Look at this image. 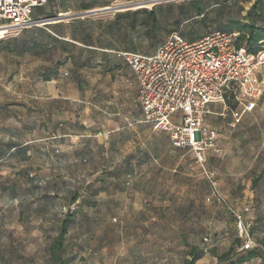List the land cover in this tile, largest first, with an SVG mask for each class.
<instances>
[{"label": "crops", "instance_id": "crops-1", "mask_svg": "<svg viewBox=\"0 0 264 264\" xmlns=\"http://www.w3.org/2000/svg\"><path fill=\"white\" fill-rule=\"evenodd\" d=\"M64 40L91 49L71 37ZM97 51V60L87 61L90 56L85 52L79 65L70 61L52 80L42 81L43 95L32 91L31 103L24 109L32 115L33 129L27 130L24 137L17 136L18 143L26 147L35 177H41L42 167L35 163L41 158L54 184L82 179L93 189L102 187L95 197L99 202L112 203L113 216L119 222L112 227L101 226L105 235L98 238L95 248L100 262L183 264L191 248L202 249L198 218L203 219V214L197 207V172L206 179L189 150L172 148L165 134L145 123L140 105L136 108L138 86L125 62L106 50ZM84 62L88 64L81 65ZM218 110L224 111V107L211 105L205 119V125L216 132L209 117L224 116ZM227 112L233 129L257 119L264 124V112L258 113L257 104L251 113L239 107ZM236 112L238 117H233ZM106 122L115 127L107 129ZM218 150L219 155L208 153L207 167L210 158L221 155ZM127 173L134 176L131 187L125 186ZM261 174L264 183V172ZM229 180L236 191L235 180ZM237 195L233 193L231 198ZM209 196L208 188L203 201L214 206L207 202ZM241 198L243 204H247L245 200L257 202L259 206L254 210L258 217L264 216V194L260 197L246 192ZM90 226L81 230L84 246L91 245L87 238ZM205 256L195 264L207 263ZM237 260L228 263L264 264L261 257L243 263Z\"/></svg>", "mask_w": 264, "mask_h": 264}, {"label": "rangeland", "instance_id": "rangeland-1", "mask_svg": "<svg viewBox=\"0 0 264 264\" xmlns=\"http://www.w3.org/2000/svg\"><path fill=\"white\" fill-rule=\"evenodd\" d=\"M91 1L93 0H55L51 6H46L51 16L47 19H61V21L52 24H60L62 26L61 32L66 34L75 31L77 22H80V20L99 22L101 25H106L114 19L116 14L127 12L103 11L115 5L113 0H94L99 6L103 4L108 6L90 11L80 10L81 5L88 4ZM190 1H166L159 2L154 6H165L169 3L180 5ZM151 8L129 11L150 10ZM215 10H219V8H213L212 12L209 11L207 15L214 16ZM90 12L97 13L83 18H72ZM228 12H231L230 15L235 16L234 10ZM60 15L65 17L61 18ZM45 20L46 18H43L42 22H45ZM198 20L184 21L181 30L189 32L191 30L190 24L198 22ZM45 26L44 23H40L30 28L13 30L3 39V42L14 40L6 44L11 47L17 44L31 43L35 49H38L39 55L0 51V144L12 141L11 138L14 142H18L17 136L24 137L27 129H33L32 115L30 112L25 111L24 105L31 103L33 90L36 95H38V91L41 95L45 92L41 74L53 71L58 67L57 64L63 62L64 54L61 46L54 45L53 42L49 41L45 34H48L50 30ZM36 30L42 33H38ZM135 42L146 49L145 41L136 40ZM2 47L0 46V48ZM68 66L67 62L61 68ZM260 80L263 86V94L256 103L258 113L264 112V76ZM136 108L140 109L138 103ZM217 113H222L224 116L213 115L209 117V121L212 122L220 135L218 147L222 153L219 157L209 159L207 170L214 174L221 193L232 202H243L244 200L242 201L241 197L246 192L252 196L262 197L264 194V183L261 178L263 177L261 173L264 172L263 122L259 119L257 121L252 120L242 128L235 127L233 129L229 127L231 123L229 113L220 110ZM105 124L107 129L115 127L114 124L109 122ZM1 151L4 152L3 148ZM39 160L35 162L37 166L42 167L40 177L42 183L38 187H35L30 181L32 176H27L28 162L7 160L5 158L0 160V264H48L47 242L57 234L59 222L62 219L59 207L72 206L71 196L68 192H71L72 196L79 197L78 202H81L82 198H89L94 195L95 189L91 188L82 179L66 180L63 181V184L52 183L49 172L43 167L41 158ZM30 173L34 175L33 170ZM196 175L198 176L197 188L200 196L197 200V207L199 212L203 214V219L198 218V220L201 223L199 226L201 248L206 249L204 259L207 263L205 264L236 262L237 258L246 254V251L240 250L244 240L237 237L235 223L231 216L218 206L204 203L203 197L208 192L209 184L206 183L199 172ZM230 176L237 184L236 191L231 188ZM237 192L238 195L231 198V195ZM245 201L248 205L242 203L243 206L250 207L246 219L250 225V237L255 245L253 248L259 249L260 257L264 259V216H257V210H254L259 206L257 202ZM262 203L264 204V201ZM77 204L75 203V205ZM82 212L83 217L81 218L80 214ZM76 216L78 217L77 221L72 227L77 226V228L72 229L73 232L68 235L67 241H71V253L80 256V258L72 264H108L109 259L106 260L107 262H100L97 259L95 248L98 238L105 235L101 226L104 224L112 227L118 223L112 213V203L97 201V207L95 209L89 207L88 210L80 207ZM81 220L85 223L81 224ZM87 220L91 225L87 236L91 245L83 247L81 230L87 224ZM168 220L176 221L175 218H169ZM203 238L209 239L208 245H205ZM236 238L240 240L239 247L234 246ZM84 249L87 250V253H84ZM88 250H91V252H88Z\"/></svg>", "mask_w": 264, "mask_h": 264}, {"label": "built area", "instance_id": "built-area-1", "mask_svg": "<svg viewBox=\"0 0 264 264\" xmlns=\"http://www.w3.org/2000/svg\"><path fill=\"white\" fill-rule=\"evenodd\" d=\"M105 11H129L153 7L174 0H113ZM47 0H0V41L13 30L37 26L33 9ZM236 34L214 31L202 39L188 42L172 34L153 55L120 52L138 86L137 101L144 121L154 131L165 133L170 145L188 149L209 184L207 202L220 206L235 223L237 237L244 240L241 251L255 245L246 216L250 208L229 201L220 191L214 174L207 170V155H218L217 132L205 125L210 106L221 104L224 111L235 103L251 113L263 94L259 74L264 75V43L251 53L234 44ZM233 117H238L234 113ZM207 242V240H205Z\"/></svg>", "mask_w": 264, "mask_h": 264}, {"label": "trees", "instance_id": "trees-1", "mask_svg": "<svg viewBox=\"0 0 264 264\" xmlns=\"http://www.w3.org/2000/svg\"><path fill=\"white\" fill-rule=\"evenodd\" d=\"M54 1L55 0H47L43 6L33 9L31 12L32 19L43 20V18L47 19V17H51L46 6H51ZM106 6L108 5L103 4L99 6L97 2L93 0L88 4L81 5L80 10L90 11L95 8H103ZM213 8H219V10H215L214 16L210 17L207 13L209 11L212 12ZM231 10L235 11V16L230 15L231 12L228 11ZM197 19H199L198 22L190 24L191 30H189V32H183L181 30V25L184 21H195ZM77 23L75 27L77 29L66 34L61 32L62 26H60V24H46L45 27L50 30L48 34H45L46 37L49 41L53 42L54 45L57 44L61 46L64 59L63 62L57 64L58 67L53 71L42 73V81L48 82L52 80L64 63L71 61L74 65H79L80 58L85 52L90 56L87 61L96 58L100 54L97 50H106L111 52L114 56H117L120 52L153 55L174 33L188 42L200 40L214 31L232 33L237 35L234 42L237 48L242 47L251 53H256L260 49L259 43H264V0H191L188 3H182L180 5L169 3L165 6H154L150 10L143 9L135 12H121L116 14L114 19L106 25H101L99 22L84 20H80V22ZM36 31L38 33L41 32L39 30ZM67 36L71 37V40L76 43L91 49L82 47L77 48L78 46L64 40ZM105 40L107 42H104ZM136 40L145 41L147 45L146 49H143L140 44H136ZM13 41L14 40H7L3 42V40H1L0 46L3 47L0 48V51H6L8 53L17 52L20 54L34 53L36 56L39 55L38 49H35L31 43L17 44L12 47L6 45ZM85 64L88 63L84 62L81 65ZM236 107L235 103H229L228 105V109L230 110ZM11 140L12 141L5 142V144H0V160L1 158H5L7 160L11 159L13 161L28 162L27 165H29V167L28 170H26L27 176H32L30 181L35 187L40 186L42 179L30 173L32 171V162L30 161L31 157L26 154V147H21L18 142H14L13 138H11ZM2 148L4 152L1 151ZM125 176V186L131 187L134 179L133 174L127 173ZM101 188L102 187H99L97 190L95 189L94 195L91 197L82 198L81 202H78L79 197L72 196V193L68 192L71 196L72 206L59 207V213L62 219L59 222L57 234L53 239L47 242L46 254L48 264H72L76 259L80 258V256L71 253V241L68 242L67 237L73 232L72 229L77 228V226H72L77 221L76 219L78 217L76 213L79 211L80 207L82 209L86 208L87 210L89 207H93L94 209L97 207L95 196ZM75 203L78 204L75 205ZM83 212L80 214L81 218L83 217ZM113 220L115 221V219ZM82 223L85 222L81 220V224ZM86 223L89 224V220H87ZM87 224L84 225V229ZM205 240H207V242ZM203 242L205 245H208L209 239L203 238ZM234 246H240V240L238 238L234 240ZM205 251V248L199 251L191 248L186 253L183 264H195ZM88 252H91V250H88ZM84 253H87L86 249H84ZM258 257H260L259 249L253 248L252 250L246 251L245 255L240 256L237 262L243 263Z\"/></svg>", "mask_w": 264, "mask_h": 264}, {"label": "water", "instance_id": "water-1", "mask_svg": "<svg viewBox=\"0 0 264 264\" xmlns=\"http://www.w3.org/2000/svg\"><path fill=\"white\" fill-rule=\"evenodd\" d=\"M103 11H105V10H103ZM95 13H97V12L85 13V14H81V15H79V16H74V17H72V18H83V17H86V16H88V15H92V14H95ZM60 17H61V16H60ZM59 21H61V19H56V20L46 19L45 22H42V23H44V24L46 25V24L56 23V22H59Z\"/></svg>", "mask_w": 264, "mask_h": 264}, {"label": "bare ground", "instance_id": "bare-ground-1", "mask_svg": "<svg viewBox=\"0 0 264 264\" xmlns=\"http://www.w3.org/2000/svg\"><path fill=\"white\" fill-rule=\"evenodd\" d=\"M60 16H61V18H62V17H65V16H63V15H60Z\"/></svg>", "mask_w": 264, "mask_h": 264}]
</instances>
